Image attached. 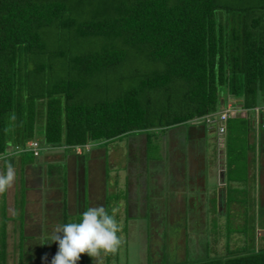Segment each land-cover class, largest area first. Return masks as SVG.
<instances>
[{
	"label": "trees",
	"instance_id": "trees-1",
	"mask_svg": "<svg viewBox=\"0 0 264 264\" xmlns=\"http://www.w3.org/2000/svg\"><path fill=\"white\" fill-rule=\"evenodd\" d=\"M236 98L248 118L264 107V0H0V155L31 141L40 155L67 149L78 156L126 137L150 143L175 127H208L197 118L217 115ZM248 118L229 119L226 141L228 199L246 207L250 185H264L249 176L264 143L250 141L259 131L250 120L258 117ZM125 226L118 236L128 239ZM257 228L249 237V226L233 231L241 243L225 259L179 264H264ZM6 236L0 264H8ZM27 241L22 229L14 247ZM124 249L131 252L124 264L139 263ZM24 250L19 264L38 261L40 251ZM92 261L84 254L79 264Z\"/></svg>",
	"mask_w": 264,
	"mask_h": 264
},
{
	"label": "rangeland",
	"instance_id": "rangeland-1",
	"mask_svg": "<svg viewBox=\"0 0 264 264\" xmlns=\"http://www.w3.org/2000/svg\"><path fill=\"white\" fill-rule=\"evenodd\" d=\"M261 98V97H260ZM237 99V98H236ZM239 99V100H238ZM237 101H235L236 104L229 103L227 105V108L225 110H230L232 114L236 116H242L244 118L246 115H248L245 112H248L245 110H242V107L237 104L238 101H241L240 98H238ZM241 104V103H240ZM255 110H260L263 114L264 107H258L253 108L251 111H249V118H251L252 112ZM259 111L253 112V116L255 117ZM262 118V117H261ZM251 131L252 128L262 130L264 128V120L262 122L256 123L253 118H251ZM262 120V119H261ZM263 123V124H262ZM204 127V126H201ZM192 128V127H188ZM210 128V127H209ZM142 136H136L134 141L137 140V142H134V144L139 145V147H135L131 143V139L129 137H126L121 140H117L115 142L110 143H102L95 146L92 151L88 154H84L82 157L83 159H89L88 156H95L92 157L94 165L92 170V173L89 172L88 168L83 167L82 163L79 162L77 165L72 166L71 164H68L64 166L62 169V162L58 163V168L50 169L51 165H46V163H43L41 166L43 167L41 174L43 175V181H44V187L45 192L47 189H49V194L46 193L45 196L48 197V203L44 200H47L45 197H41L43 200V203L41 206L38 205V200L40 198L37 195H40L42 193L38 191H30L31 192V204L32 207L28 209V213L30 216H32V219L27 223V232L25 236L32 237L34 240H30L31 243L29 245H26L25 242H22L20 244H17V248H14L13 244V238L18 239L20 237V232H18L15 235L9 236V249H7L8 252V264H19V253L24 254L25 253V246H28V250H33L29 253H37V251H40V255L37 259H30L25 264H51V261L53 257L56 254V250L52 252L53 249H56L58 246L55 243H51V240L49 237L51 236L54 227L57 224H63L65 223V218L62 213L63 209V200L66 199L68 202V222L69 221H76L78 222L81 214L89 207H97V206H103L105 208V199L104 194H106L107 198L110 199L111 205H109V208L107 211L110 215H113L116 217L117 223L120 227V232L122 234L123 231L126 232L127 227L125 226V223L128 221L126 218L127 216V207H129V198L128 195L130 194L131 189V176L134 175L133 172L136 174L134 170L131 169L132 163H137L138 158L137 155L142 153L141 148V142H142ZM158 141V140H156ZM180 142H182L181 150L184 155L187 157V161L191 160V155L188 152V147L186 148L185 145H188V142L186 139H180ZM216 145V143L214 142ZM217 146V145H216ZM64 156L67 155L69 151L63 150ZM67 152V153H66ZM217 151H214L210 153L208 149V164L211 166L213 163H216L217 161ZM50 158H60L62 157L60 154L61 149L53 150L52 152H49ZM260 153V152H259ZM45 155V154H44ZM87 157V158H86ZM14 160H12V165L15 163V165L23 166V170L20 167H15V173L16 175V184L20 185L17 186L11 193L20 194L21 198L25 197V195L29 194L27 193L28 190L26 188H29L32 186L33 188V181L34 179L31 177V174L28 172L27 179L28 184L27 185V179H26V170L24 168L27 167V162L32 158L30 153L26 154H18L12 157ZM54 160V159H52ZM201 160L198 159V156L195 155V158L193 159V162ZM258 160H261L260 158ZM10 161V160H8ZM15 161V162H13ZM91 162H89L90 164ZM262 163L264 161L262 160ZM3 164V163H2ZM25 165V166H24ZM260 165L257 164L256 167V173L259 174L261 171ZM70 167V170H69ZM84 171L85 176L87 179H85V187L83 185V172ZM18 169V170H17ZM67 169V170H66ZM91 170V169H90ZM70 171H74L75 178L78 179V185L75 187L73 181L74 175H70ZM55 176V177H54ZM90 179V180H89ZM32 181V182H31ZM70 181L72 183L71 192L68 193V185L67 182ZM208 181L214 182L217 185V181H214V178L210 177L208 178ZM15 186V184H13ZM53 185V186H50ZM29 186V187H28ZM252 186V188H251ZM49 187V188H48ZM70 188V184H69ZM84 188H86V193L84 192ZM58 189V191H57ZM52 190V191H51ZM250 196L249 198L252 199V201H248L246 207L243 202L242 204L238 205L236 203V208L233 210L232 213H228L229 215H232L229 219L227 217H218L217 219L211 218L209 221V226L206 227L209 235L207 238L209 239H203V244L206 242L208 243V258L210 259H225L227 257V254L230 253V251L235 250V248L241 243V239L237 238L235 235H233V231L236 230H244V228H247L249 226L248 230V237L250 235V228L255 224L257 227L256 230V238L258 241H260L261 237H264V205H263V197H264V185L253 183L250 185ZM103 194V195H102ZM70 195V196H69ZM61 196V197H60ZM62 200V203H61ZM107 200V199H106ZM224 199H222L221 205L223 211L221 213L222 216H225V203L223 202ZM20 202V201H19ZM170 202V201H166ZM253 203L256 204V208L254 212H251V206L253 208ZM244 207L247 208V210L243 209ZM2 209V208H1ZM254 209V208H253ZM143 217L146 218H138L134 219V221L129 223V234L127 236L128 239H123V237L126 238V235H120L121 237V248L118 252L119 259L116 260L115 257L110 258L109 255H103L101 256V260L103 264H124L125 260L131 252L127 255L124 248L128 246L133 250V258L137 260L139 263L136 264H179L187 259L191 260L196 259L195 253L192 252L193 248V241L197 235L195 234L196 231L191 232V236H189L190 240L188 243V253L190 256L184 257V252L180 250V244L183 240L182 231L184 230V221H186L189 225L191 224L190 218L182 219L180 217L178 218H162L159 217L157 212H150L147 216L144 213H141ZM251 215L252 217H248V215ZM189 215V212H188ZM236 215H239L241 218H236ZM151 229L154 227V234L158 237L160 236V233L162 234V241L163 244H160L158 241L154 240V236L152 234L151 236V251L150 246L148 244L149 239V233H150V227ZM139 225H141V233H139ZM126 227V228H125ZM159 230H155L158 229ZM123 230V231H122ZM43 233H42V232ZM190 233V231H189ZM244 237V236H242ZM12 238V239H10ZM160 239V238H159ZM28 242V241H27ZM47 243V244H42ZM28 244V243H27ZM202 244V245H203ZM125 246V247H124ZM30 247V248H29ZM1 248V245H0ZM23 249V250H22ZM43 251V252H42ZM28 253V254H29ZM42 253V254H41ZM151 254V259L150 255ZM111 255V254H110ZM149 257V258H148ZM46 258V259H45ZM175 261V262H173ZM109 262V263H108ZM92 264H95L94 261H92Z\"/></svg>",
	"mask_w": 264,
	"mask_h": 264
},
{
	"label": "crops",
	"instance_id": "crops-1",
	"mask_svg": "<svg viewBox=\"0 0 264 264\" xmlns=\"http://www.w3.org/2000/svg\"><path fill=\"white\" fill-rule=\"evenodd\" d=\"M261 119V117L257 118L259 122ZM180 127L169 129L166 133L160 135L158 141L155 140L149 143L148 141H146L145 136L141 137L142 153L140 155H137L138 162L132 163L131 166V169L134 170L136 174L133 172L134 175H132L130 179L131 189L130 194L128 195L130 202L128 203L129 207H127L126 210L129 213H127L126 218H129V221L132 222L134 221V219L146 218L143 217L141 213H144L147 216L150 212H157L158 214H162L159 215V217L162 218L180 217L182 219H192L190 225L186 221H184V230L182 231L183 240L180 244V250L184 252V257L190 256L187 251L188 243L190 240L189 236H191V232L196 231L195 234L197 235V237H195L193 241L194 245L192 248V252L195 253L194 255H196L197 258H192L191 260L198 261L208 258L207 256L209 242L203 244V239H205V241L206 239H209L207 238L209 233L206 227L209 226L210 219L213 217H227L229 212L228 209L231 208V210H234L236 208V202H233L234 200L230 201L228 199L230 186L228 183V167L226 163L227 138L219 139L217 135L213 133L214 131L208 127L199 126L185 129ZM261 138L262 142L264 143V128L256 132V134L255 132L252 133L250 136V141H257L258 146H260ZM180 139H186V141L188 142V145L185 146L186 148L188 147V152L191 155L190 161H187V156L182 153L181 147H179L182 144V142H180ZM134 142L135 141L132 138V145L135 147H139V145L134 144ZM214 142L217 146L214 144ZM208 149L210 153L217 151L215 153L218 154L216 163H213L211 166L208 164L209 162L207 160L208 155L210 154H207ZM10 150L11 147L9 149V153L12 151ZM261 152L263 153V156L260 160L259 167L261 168V171L258 176L260 177L261 182H264V163H262V160L264 161V150H262ZM63 153L64 152L61 151L60 154H62V157L60 158H52L54 160L50 158V153H44L45 155L42 154L37 158L30 159L26 163L27 167L24 168V170H26L27 172L26 179L28 178L27 174L29 172L34 181L33 188L32 186H28L29 188H26L28 190L27 193L29 194L25 195V197L21 198L20 194L11 193L13 190L15 192L17 186H20L15 183L17 178L13 183L15 184V186L12 185V187L9 188L5 193L0 194V236L2 233L4 235L7 234L6 246L2 248L6 250L9 249V236L11 235V233H13L12 235H14L17 233V230L21 233L22 229L24 230V234H26L27 232V223L29 222L30 224V221L32 219V216H30V214L28 213V209L32 207V196L30 195V191L34 190L42 193L40 195H37L40 198V200H38L39 206H41L43 203L41 197H45L47 200L44 201L46 202V204L48 203L49 195L48 197L45 195L46 193L49 194V189H47L45 192L43 175L41 174L40 176V172L43 168L41 165L43 163H46V165H51L52 168H61V166H58V163L62 162L63 169L64 166L68 164V162L71 165L73 164L72 166H75L79 162H81L83 165L82 168H88L89 172L91 173L92 170H94V162L92 157L95 156H88L89 159H83L82 157L84 155L78 156L73 152H66L67 155L64 156ZM18 154L10 155L8 157V160H10L11 162L12 160H14L12 157ZM195 155L198 156V159L201 158V160L193 162ZM89 162L91 163L89 164ZM15 163H13V167H20L22 168V171L23 166L21 167L19 165H15ZM2 172H6L5 161L0 165V173ZM82 172L84 181L83 185L85 187V179H87V177L85 176L83 169ZM255 173L256 167L254 168L253 164L250 163L249 176L251 179L255 176ZM72 174L74 175V178L73 181L71 180V182H74L75 187H77L78 179L75 178L74 171H70V175ZM16 175H18V172ZM210 175L214 178V181H217V185L214 182L208 181ZM28 181L29 180L27 179V185H29ZM67 185V190L69 193L71 192L72 183L68 181ZM235 185L236 184H233V186ZM84 190V192L86 193V188H84ZM104 199L106 204V199H108L106 194H104ZM222 199H224L223 202L225 203L226 208L225 216L221 215L224 209L221 205ZM249 200L250 198L248 199V201ZM64 201L65 200H63L62 205H64ZM166 201L170 202L168 203ZM230 202H232L231 206H229ZM129 221H127L128 225L130 223ZM148 223L150 227L148 244L151 251L152 234L155 241H158L162 245L164 244L161 237L162 234L160 233L159 237L157 236L159 234H154L155 227L151 229L150 221ZM155 230H159V227ZM139 233H141V225H139ZM26 239L28 240V243H31L30 240H34V238L32 239V237L29 238L27 236ZM14 241L15 239L13 238V244L15 246L16 244ZM149 255L151 259V254Z\"/></svg>",
	"mask_w": 264,
	"mask_h": 264
},
{
	"label": "clouds",
	"instance_id": "clouds-1",
	"mask_svg": "<svg viewBox=\"0 0 264 264\" xmlns=\"http://www.w3.org/2000/svg\"><path fill=\"white\" fill-rule=\"evenodd\" d=\"M259 113L256 116L263 117ZM206 116L197 118L198 123H203ZM214 116L217 118V115ZM256 122L258 123L259 120H256ZM201 125L207 126L209 124L204 122ZM226 126L227 131L223 134L219 132L217 120H214V123L209 125L208 128L210 127L219 139H226L228 122ZM11 153L6 152L0 155V160L5 161L6 168V172L0 173V194L5 193L11 188L16 179L15 169L11 162L8 161ZM119 231L120 227L117 220L103 206L89 207L81 214L78 222L69 221L67 223L57 224L54 227L49 239L51 243L58 245V250L51 264H79L81 256L84 254L88 255L95 264H103L100 259L102 254H114L122 242L118 236Z\"/></svg>",
	"mask_w": 264,
	"mask_h": 264
},
{
	"label": "built area",
	"instance_id": "built-area-1",
	"mask_svg": "<svg viewBox=\"0 0 264 264\" xmlns=\"http://www.w3.org/2000/svg\"><path fill=\"white\" fill-rule=\"evenodd\" d=\"M227 108V107H226ZM225 108V109H226ZM223 109L221 112H219L217 114V118H214V115H211V116H206L204 118L205 122L209 125L213 124L214 123V120H217L218 121V128H219V132L221 134L225 133L227 131V122L228 120L234 115L231 113L230 110H225ZM260 112V110H257ZM198 122V121H197ZM33 151L34 152V155L36 157H38L40 155V148H39V143L38 142H35V141H31L27 144L26 148H21L19 146L16 147L15 151L16 153H23L25 151ZM9 153V152H8ZM11 153V152H10ZM76 153L77 154H81L82 153V148L80 147H77L76 148ZM13 153H11L12 155ZM1 161V160H0Z\"/></svg>",
	"mask_w": 264,
	"mask_h": 264
},
{
	"label": "bare ground",
	"instance_id": "bare-ground-1",
	"mask_svg": "<svg viewBox=\"0 0 264 264\" xmlns=\"http://www.w3.org/2000/svg\"><path fill=\"white\" fill-rule=\"evenodd\" d=\"M76 128H78V127H76Z\"/></svg>",
	"mask_w": 264,
	"mask_h": 264
}]
</instances>
